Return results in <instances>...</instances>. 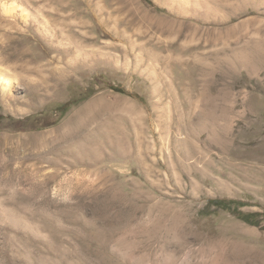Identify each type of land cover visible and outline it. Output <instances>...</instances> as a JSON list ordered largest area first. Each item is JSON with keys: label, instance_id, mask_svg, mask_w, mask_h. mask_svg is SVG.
I'll list each match as a JSON object with an SVG mask.
<instances>
[{"label": "rangeland", "instance_id": "rangeland-1", "mask_svg": "<svg viewBox=\"0 0 264 264\" xmlns=\"http://www.w3.org/2000/svg\"><path fill=\"white\" fill-rule=\"evenodd\" d=\"M0 68V264H264L206 209L264 212V0H0Z\"/></svg>", "mask_w": 264, "mask_h": 264}, {"label": "trees", "instance_id": "trees-1", "mask_svg": "<svg viewBox=\"0 0 264 264\" xmlns=\"http://www.w3.org/2000/svg\"><path fill=\"white\" fill-rule=\"evenodd\" d=\"M117 93H124L120 88H112ZM65 112L68 110V106H65ZM62 113V112H61ZM243 204L232 200H212L206 205V209L214 208L215 210H224L231 212L237 219L241 220L250 226H259L262 221H264L263 213H243L239 209ZM260 218H263L260 220Z\"/></svg>", "mask_w": 264, "mask_h": 264}, {"label": "bare ground", "instance_id": "bare-ground-1", "mask_svg": "<svg viewBox=\"0 0 264 264\" xmlns=\"http://www.w3.org/2000/svg\"><path fill=\"white\" fill-rule=\"evenodd\" d=\"M14 79L13 75L0 68V87L9 96L13 95V91L17 89Z\"/></svg>", "mask_w": 264, "mask_h": 264}]
</instances>
